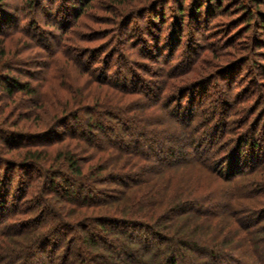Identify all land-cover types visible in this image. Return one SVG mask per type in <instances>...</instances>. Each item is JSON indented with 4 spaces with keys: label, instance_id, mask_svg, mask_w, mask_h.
Returning a JSON list of instances; mask_svg holds the SVG:
<instances>
[{
    "label": "trees",
    "instance_id": "trees-1",
    "mask_svg": "<svg viewBox=\"0 0 264 264\" xmlns=\"http://www.w3.org/2000/svg\"><path fill=\"white\" fill-rule=\"evenodd\" d=\"M73 2L57 8L64 26L54 23L64 32L71 11L81 14L92 0ZM10 20L0 16L2 38L13 33ZM42 46L48 61L38 63L39 79L0 70L14 102L7 110L18 116L0 120L9 124L0 125L9 135V149L0 151L7 176L0 181V264H264V180L254 175L264 173L262 139L247 134L217 146L223 136L211 125L215 116L196 125L195 104L153 107L165 96L157 81L92 65L79 71L66 43ZM8 54L4 44L1 69L22 64ZM79 73L87 75L83 83ZM59 141L64 149L38 145ZM179 167L186 168L178 174ZM37 168L39 184L30 180L12 193V170L30 178ZM110 184L118 189L110 192ZM14 238L20 241L9 247Z\"/></svg>",
    "mask_w": 264,
    "mask_h": 264
},
{
    "label": "rangeland",
    "instance_id": "rangeland-1",
    "mask_svg": "<svg viewBox=\"0 0 264 264\" xmlns=\"http://www.w3.org/2000/svg\"><path fill=\"white\" fill-rule=\"evenodd\" d=\"M73 1L2 2L0 16L11 18L9 31L13 33L10 32L12 35L7 38L0 36V53L6 44V50H9L7 57H19L23 62L17 64L13 61L1 69L4 61L0 59V70L25 80L30 77L39 79L41 66L38 63L48 61L42 44L56 48L58 44L66 43L63 47H70L68 50L73 59L76 58L74 62L79 71L92 65L98 72L108 69V75L122 71L130 79L140 76L139 79L145 82L157 81L155 83L165 96L160 97L153 107H158L160 101H173L172 106L182 105L183 108L195 104L196 125L215 116L211 125H215L223 136L215 145L224 146L229 142H225L227 139L233 140L231 145L235 144L239 137L247 134L262 139L264 145V30L261 28L264 0H211V3L204 4L201 0H92L81 14L71 11L74 15L69 16L64 32L60 28L64 25L60 26L58 17L62 11L59 13L57 8L64 10L61 5L67 2L70 5ZM54 22L60 27L57 28ZM62 51L60 57L64 56V48ZM63 72L59 77L61 81L66 78V72ZM86 76L76 74L81 82ZM189 78H195L196 84L188 86L190 83L186 79ZM188 87L190 89L183 92ZM9 99L0 82V115L14 106ZM13 111L10 110L9 114ZM10 115L6 119L4 114L1 115L0 120L18 119L17 115ZM5 126L1 125L8 128L9 124ZM7 137L9 135L4 132L0 133V151L9 149L4 143ZM56 143L38 145L41 149L56 151L64 149L67 142ZM220 153H225L224 147ZM179 168L178 174L186 167ZM4 169L0 167V181L7 183ZM12 172V193L16 192L19 184L32 180L36 185L41 180L38 168L32 176L28 175L30 178L18 169ZM254 175L264 180V173L256 172ZM252 177L253 174L247 178ZM116 189L110 188L109 191ZM260 194L264 198V191ZM261 197L255 199L253 205L259 204ZM24 215L16 216V219ZM12 221L13 218L6 220L4 228ZM20 239L26 243L25 237ZM18 241L14 238L9 247L16 246ZM60 255H63V250H60ZM41 256L44 259L49 257L45 253Z\"/></svg>",
    "mask_w": 264,
    "mask_h": 264
}]
</instances>
